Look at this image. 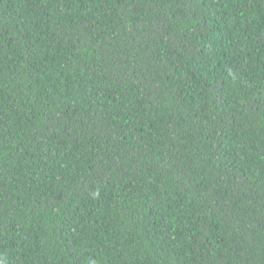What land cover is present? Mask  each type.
Wrapping results in <instances>:
<instances>
[{
  "label": "trees",
  "instance_id": "1",
  "mask_svg": "<svg viewBox=\"0 0 264 264\" xmlns=\"http://www.w3.org/2000/svg\"><path fill=\"white\" fill-rule=\"evenodd\" d=\"M0 264H264V0H0Z\"/></svg>",
  "mask_w": 264,
  "mask_h": 264
}]
</instances>
